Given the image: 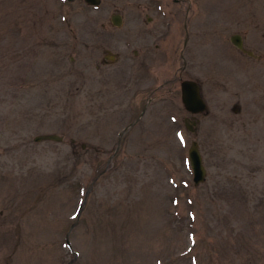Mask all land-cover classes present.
<instances>
[{"label": "rangeland", "instance_id": "374dc122", "mask_svg": "<svg viewBox=\"0 0 264 264\" xmlns=\"http://www.w3.org/2000/svg\"><path fill=\"white\" fill-rule=\"evenodd\" d=\"M162 11L0 0V264H264V0Z\"/></svg>", "mask_w": 264, "mask_h": 264}, {"label": "water", "instance_id": "95a60500", "mask_svg": "<svg viewBox=\"0 0 264 264\" xmlns=\"http://www.w3.org/2000/svg\"><path fill=\"white\" fill-rule=\"evenodd\" d=\"M72 1V0H67ZM87 4L96 6L100 3V0H84ZM113 22V16H112ZM115 24H119L115 21ZM231 42L236 45H241V40L238 35L231 36ZM180 97L181 102L190 114H199L206 110L207 105L200 93V85L194 80H183L180 82ZM186 126L189 130L192 127L187 124ZM51 138H56V136H48ZM45 138V136H36L34 139L36 141ZM188 161L192 172V182L194 185H198L205 180L206 170L202 163V158L198 149V144L196 141H192L188 148Z\"/></svg>", "mask_w": 264, "mask_h": 264}, {"label": "flooded vegetation", "instance_id": "af4514ba", "mask_svg": "<svg viewBox=\"0 0 264 264\" xmlns=\"http://www.w3.org/2000/svg\"><path fill=\"white\" fill-rule=\"evenodd\" d=\"M185 1L186 0H143L145 8L148 9L149 12H152V14L146 16L145 18L146 24H151L156 20L158 21L159 18H162V15H161V13H163L162 6H166L169 3L172 5H181ZM175 14L176 13H173V14L171 13L170 17ZM135 20H137V18L134 19V22ZM115 21H117L119 24H115ZM121 22H122L121 16L118 14H113V24L116 26V25H120ZM165 35H166L165 32H162L160 34L159 33L157 34L155 32L154 39L156 40V43L159 40H163L165 38ZM155 46L156 48H158L157 44H155Z\"/></svg>", "mask_w": 264, "mask_h": 264}]
</instances>
